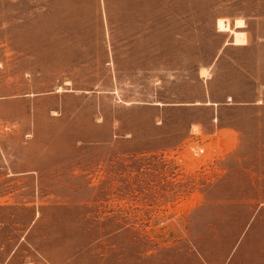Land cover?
I'll list each match as a JSON object with an SVG mask.
<instances>
[{"label": "rangeland", "instance_id": "rangeland-1", "mask_svg": "<svg viewBox=\"0 0 264 264\" xmlns=\"http://www.w3.org/2000/svg\"><path fill=\"white\" fill-rule=\"evenodd\" d=\"M0 264H264V0H0Z\"/></svg>", "mask_w": 264, "mask_h": 264}, {"label": "bare ground", "instance_id": "bare-ground-1", "mask_svg": "<svg viewBox=\"0 0 264 264\" xmlns=\"http://www.w3.org/2000/svg\"><path fill=\"white\" fill-rule=\"evenodd\" d=\"M236 25H237V28H242V27H244V22L241 20H238Z\"/></svg>", "mask_w": 264, "mask_h": 264}]
</instances>
